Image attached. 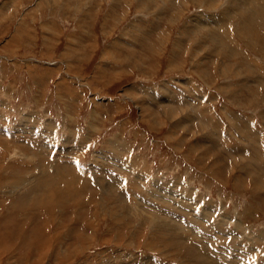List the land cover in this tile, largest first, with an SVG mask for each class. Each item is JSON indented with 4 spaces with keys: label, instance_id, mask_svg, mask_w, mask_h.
<instances>
[{
    "label": "rangeland",
    "instance_id": "obj_1",
    "mask_svg": "<svg viewBox=\"0 0 264 264\" xmlns=\"http://www.w3.org/2000/svg\"><path fill=\"white\" fill-rule=\"evenodd\" d=\"M261 8L0 0V264H264Z\"/></svg>",
    "mask_w": 264,
    "mask_h": 264
},
{
    "label": "bare ground",
    "instance_id": "obj_2",
    "mask_svg": "<svg viewBox=\"0 0 264 264\" xmlns=\"http://www.w3.org/2000/svg\"><path fill=\"white\" fill-rule=\"evenodd\" d=\"M262 10V11H261ZM259 12H264V8H261L260 9V11H257V13H259ZM261 14H263V13H261ZM256 15H258V14H256ZM262 20H264V18L262 19ZM244 21H245V26L244 27H248L249 26V22H248V20H246V19H244ZM225 22V21H224ZM225 24H227V23H225ZM218 40H220L219 42H221V40H222V38H217ZM216 39V40H217ZM217 40V41H218ZM224 41H226V40H224ZM224 43V42H223ZM42 185V184H41ZM40 185V186H41ZM177 229V228H176ZM186 229V228H185ZM191 232V231H190ZM189 233V232H188ZM184 235H186V234H184ZM177 236V235H176ZM181 236V235H180ZM183 237V236H182ZM181 237V238H182ZM186 237V236H185ZM178 238V237H177ZM184 238V237H183ZM179 239V238H178ZM204 247V246H203ZM200 255H202V254H200ZM203 256V255H202ZM207 259L206 260H208L209 259V256H205ZM210 260V259H209ZM146 261V260H145ZM215 264V263H214Z\"/></svg>",
    "mask_w": 264,
    "mask_h": 264
}]
</instances>
